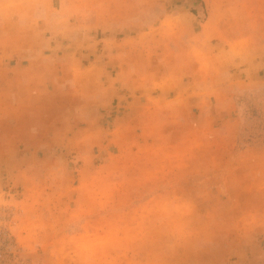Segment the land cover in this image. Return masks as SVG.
I'll use <instances>...</instances> for the list:
<instances>
[{
  "label": "rangeland",
  "instance_id": "1",
  "mask_svg": "<svg viewBox=\"0 0 264 264\" xmlns=\"http://www.w3.org/2000/svg\"><path fill=\"white\" fill-rule=\"evenodd\" d=\"M33 51L139 86L0 117V264H264V0H0V69Z\"/></svg>",
  "mask_w": 264,
  "mask_h": 264
},
{
  "label": "crops",
  "instance_id": "2",
  "mask_svg": "<svg viewBox=\"0 0 264 264\" xmlns=\"http://www.w3.org/2000/svg\"><path fill=\"white\" fill-rule=\"evenodd\" d=\"M23 43H25V41ZM26 45L30 47V41ZM42 55L44 54L40 51H33L31 54L29 53V62H27L28 64L24 66L22 65V67L17 66L13 68L15 72L11 75H7L8 71L6 69H0V117L22 118L24 113L28 112V110L30 109V103L33 104L31 105V107L39 108L40 106L36 105L40 101L41 96L39 94L31 95V92L38 91V88L41 87L42 84H45L43 77H45V74L49 75V71L53 69H72L70 73H72V77H74V80L70 85H79L81 82H83V84L81 83V86H84L86 88V102L93 101L94 98L92 97V94L94 87H100V93L102 95L100 101L104 102V100L108 99L104 96L108 97L106 94L115 93L116 89H119V87H124L125 85H127V87L136 88V86H139L136 82L127 81V79H130V76L127 75L126 78L119 67V65H122V63L124 62L125 68L127 70H130V75L135 73L134 70L136 69L134 68V66H130V62H125V58L128 59V56H126L125 54L121 55L112 52L109 55V57L118 61L116 62L118 68L114 77L109 76V70L107 65L97 66V62L101 60V58L95 56L94 60L92 54V56H90V60H94V63L91 62L89 65L83 63L82 58L76 55L71 56V59H68V55H60L58 60L52 62H49L51 61L50 59H43ZM68 60L69 63H67ZM48 63H51V66L47 65ZM56 84L57 86H59L57 81ZM161 87V92L164 93L169 89L168 86ZM186 102L187 100L181 99L180 101L176 100V102L171 101L170 103H181L182 110L183 104Z\"/></svg>",
  "mask_w": 264,
  "mask_h": 264
}]
</instances>
